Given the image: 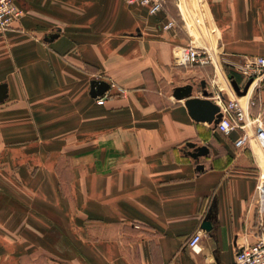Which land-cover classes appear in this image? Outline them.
<instances>
[{"label": "crops", "instance_id": "crops-1", "mask_svg": "<svg viewBox=\"0 0 264 264\" xmlns=\"http://www.w3.org/2000/svg\"><path fill=\"white\" fill-rule=\"evenodd\" d=\"M16 3L22 18L0 28V264H234L260 235L264 153L173 92L202 97L205 80L211 100L239 98L264 123V75L244 95L227 75L264 57V0H167L154 15L126 0ZM187 45L214 61L186 67ZM94 79L110 83L103 104Z\"/></svg>", "mask_w": 264, "mask_h": 264}, {"label": "built area", "instance_id": "built-area-1", "mask_svg": "<svg viewBox=\"0 0 264 264\" xmlns=\"http://www.w3.org/2000/svg\"><path fill=\"white\" fill-rule=\"evenodd\" d=\"M129 4H141L148 8L150 14H157L165 7L167 0H126ZM24 10L19 7L16 0H0V28L13 27L23 16ZM176 25L175 20H169L164 27L169 29ZM178 58L183 64L207 65L214 61L213 55L206 47L197 45L182 46L179 49ZM233 69L247 82L250 78L254 82L264 75V57L247 58L243 62L235 63ZM107 94L97 96L98 103L103 104ZM221 107L222 117L215 124L216 129L231 134L236 129H242V135L235 141L237 147L246 146L254 136L264 153V123L260 118L250 119L248 107L239 98L217 102ZM254 104V102H251ZM251 125H255L252 131ZM257 208L260 214V235L255 243L239 247L234 264H264V177L257 185ZM202 238L200 231L190 240V246L198 251V245Z\"/></svg>", "mask_w": 264, "mask_h": 264}, {"label": "water", "instance_id": "water-1", "mask_svg": "<svg viewBox=\"0 0 264 264\" xmlns=\"http://www.w3.org/2000/svg\"><path fill=\"white\" fill-rule=\"evenodd\" d=\"M254 79L250 78L245 86L242 88L237 79L231 80L232 86L240 94H247L251 85L253 84ZM203 87V96H193V85L187 84L183 86H177L174 89V97L176 99L182 100L185 99V104L189 109L191 116L201 122H208L210 124H217L221 117V107L220 105L210 99V92L206 88V81H202ZM110 88V83L106 80L94 79L91 82V95L94 97L103 95ZM7 95V86L5 84H0V100H3ZM190 147L196 148L195 151L191 152V156L197 158L199 156L207 155L209 153V147L207 145H201L196 147V144L193 142L188 143ZM199 169H204V165L200 164ZM203 228L211 230L213 228L212 222L208 219L203 223Z\"/></svg>", "mask_w": 264, "mask_h": 264}, {"label": "rangeland", "instance_id": "rangeland-1", "mask_svg": "<svg viewBox=\"0 0 264 264\" xmlns=\"http://www.w3.org/2000/svg\"><path fill=\"white\" fill-rule=\"evenodd\" d=\"M202 20V19H201ZM194 21H196V23H197V18L195 17V19H193L192 21H190V23L192 22H194ZM200 23H201V21H200ZM186 67H189V68H191L192 66H195V65H190V64H184ZM227 75H228V73H227ZM228 77H229V75H228ZM246 82V81H245ZM262 84L264 85V82H262ZM264 87V86H263ZM257 112H258V110H256V108L255 109H253V115H256L257 114ZM250 118V117H249ZM251 119V118H250ZM253 125H251V127H252ZM254 130V129H253ZM252 141L254 142V143H257L258 145H259V143H258V141L255 139V137L253 136L252 137ZM260 146V145H259ZM261 152V151H260ZM66 164V166L67 167H69L70 168V166H71V163H65Z\"/></svg>", "mask_w": 264, "mask_h": 264}, {"label": "trees", "instance_id": "trees-1", "mask_svg": "<svg viewBox=\"0 0 264 264\" xmlns=\"http://www.w3.org/2000/svg\"><path fill=\"white\" fill-rule=\"evenodd\" d=\"M227 73H228L229 78H230L231 80H233V79H237L239 82L242 81V77H241V75H240L238 72H236L233 68H229V69L227 70Z\"/></svg>", "mask_w": 264, "mask_h": 264}]
</instances>
